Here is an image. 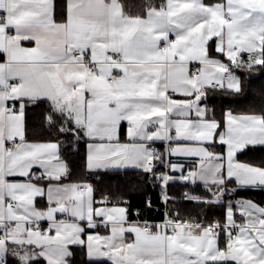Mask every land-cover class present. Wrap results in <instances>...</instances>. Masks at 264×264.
<instances>
[{"label": "snow or ice", "instance_id": "1", "mask_svg": "<svg viewBox=\"0 0 264 264\" xmlns=\"http://www.w3.org/2000/svg\"><path fill=\"white\" fill-rule=\"evenodd\" d=\"M141 7L142 15H132L121 0H0V264H72L71 246L89 264H264V206L226 199L264 192V159H238L264 150V109H228L222 123L205 103L216 92L243 95L246 80L264 69V0H148ZM210 41L228 63L209 55ZM193 61L201 67L190 71ZM42 105L43 124L66 144L26 140V110ZM82 139L87 170L138 171L160 182L166 205L177 199L170 183L199 182L209 195L185 191L182 198L222 207L223 219L207 221L203 209L184 218L166 207L165 219L150 224L129 221L122 200L94 207L90 184L64 183L71 169L61 149L75 150ZM38 197L47 208L37 207ZM101 226L110 235L87 231Z\"/></svg>", "mask_w": 264, "mask_h": 264}, {"label": "trees", "instance_id": "2", "mask_svg": "<svg viewBox=\"0 0 264 264\" xmlns=\"http://www.w3.org/2000/svg\"><path fill=\"white\" fill-rule=\"evenodd\" d=\"M121 2L130 14L142 15L144 9L141 6L147 3L148 0H121ZM205 2L215 3L217 0H205ZM55 3L59 6L63 3V0H55ZM151 3L159 5L162 0H151ZM57 13H59V8H57ZM210 52L212 55L216 54L213 46L210 48ZM2 58L3 56L0 53V59ZM238 75L244 77L246 74L239 71ZM262 88H264V69L253 72L251 77L246 80L243 95L227 97L220 92H216L209 94L205 102L214 110L215 118L223 123L224 113L228 109L234 113H259L264 109V96L260 94ZM46 107V105H42L37 108L30 107L26 110V140L55 141L59 138L62 144H66L68 138L43 124L40 116ZM156 146L162 151L161 144ZM61 153L71 169L70 176L64 181L90 184L94 189L95 199L106 197L112 202L110 205L115 204L118 200L124 201L123 204L127 206L128 214L132 219H135L133 213L135 209L141 211L143 219H161L164 216L163 207L178 208L180 215L184 218L189 216L199 217L203 209V215L206 216L207 221H212L214 218L223 219L224 209L222 207H205L182 198L185 191L200 196L209 195L200 183L196 185L181 182L170 183L167 188L168 194L177 199L174 203L169 202L166 205L162 199L161 184L148 179L138 171L130 169L127 172L113 174L87 170L85 164L87 141L84 139L77 142L75 150L71 147H63ZM238 158L243 161H259L264 159V150L247 151L245 154H239ZM157 170L162 171L163 167L160 166ZM239 198H251L261 202L264 199V192L239 190L226 197V199ZM148 200L151 201L152 208L146 207ZM41 201V199H38V204H41ZM72 248L75 252L72 264H89L80 247L73 246ZM10 264H16V262L10 258ZM40 264H47V262L41 259ZM102 264H110V262L103 261Z\"/></svg>", "mask_w": 264, "mask_h": 264}, {"label": "crops", "instance_id": "3", "mask_svg": "<svg viewBox=\"0 0 264 264\" xmlns=\"http://www.w3.org/2000/svg\"><path fill=\"white\" fill-rule=\"evenodd\" d=\"M204 2H205V0H204ZM205 3H206V4H209V3H207V2H205ZM170 38L174 39V36H170ZM210 44H212L211 41H210ZM22 46H24V47H34L35 44H34V42L22 41ZM212 46H213L214 51H215V45L212 44ZM215 53H216L215 55H212L211 52L209 51V55H210V56H212V57H214V58H216V59H219V60H221V61H223V62H225V63H228L226 56H224L222 53H217L216 51H215ZM1 54H2V53H1ZM2 56H3V58L0 59V62H3L4 59H5V57H4L3 54H2ZM199 67H201V66L199 65L198 62H195V61H193V62H191V63L189 64L190 71H195V70H196L197 68H199ZM237 74H238V73H237ZM173 98H174V99H182L183 97H181V96H179V95L177 94V95H174ZM205 103H206V102H205ZM206 104H207V103H206ZM207 105H208V104H207ZM208 106H209V105H208ZM209 107H210V106H209ZM233 113H234V112H233ZM234 114H250V113H234ZM193 116H194V114H193ZM126 129H127V124L124 123L123 126H122V139H124V140L127 139V137H126ZM173 134H174V132H173ZM28 142H50V141H28ZM51 142H54V141H51ZM160 143H162V142H159V141H158V142L155 143V145H157V144L159 145ZM223 149H224V146L219 145V144L216 145V151H217V152H221V151H223ZM86 154H87V153H86ZM172 159H173V160H176V159L185 160V158H178V157H172ZM188 159L191 160V159H196V158H188ZM238 159H239V158H238ZM242 161H243V160H242ZM188 167H190V164H189L188 162H186V163H185V168L187 169ZM33 171H34V172H39V171H41V170H40V169H36V168H34ZM171 175L176 176V175H179V173H171ZM9 179H10V180H11V179H15V180H24L25 178H23V177H10ZM45 183H46V182H45ZM64 183H78V182L64 181ZM197 183H199V182H197ZM94 198H95V197H94ZM104 198H106V197H104ZM38 199H41L42 201H41V204H38V202H37V207H38V208H41V209L47 208L48 205H47V201H46V199L38 197V198H37V201H38ZM239 199H241V200H244V199H250V200L255 201V202L261 204L262 206H264V199H263L261 202L255 200V199H251V198H239ZM95 200H96V199H95ZM102 200H103V198H102V199H97L96 201H97L98 203L94 204V207H105V206L110 207V206H112V205H110V204L105 205V204H103V203H100V201H102ZM120 206H123V207H126V208H127V206H126L125 204H122V205H120ZM127 209H128V208H127ZM57 219H64V218L62 217V214L57 213ZM97 219H99V218H97ZM237 219H239V216H238V215H237ZM128 220H129V221H136L135 219L130 218L129 214H128ZM40 225H41L42 229H46L47 226H48V222H47V221H41V222H40ZM87 231H89V232H98V233H99L100 235H102V236L110 235V232L107 231L103 226L98 227L97 229H94V230H87ZM129 237H130L131 239H134V237H131L130 234H129ZM85 239H86V237H85ZM71 247H73V246H71Z\"/></svg>", "mask_w": 264, "mask_h": 264}, {"label": "built area", "instance_id": "4", "mask_svg": "<svg viewBox=\"0 0 264 264\" xmlns=\"http://www.w3.org/2000/svg\"><path fill=\"white\" fill-rule=\"evenodd\" d=\"M243 56H244V59H247V54H243ZM161 145H162V151L165 149V147H166V145H165V143L164 142H162V143H160ZM154 147H156L157 149H159L158 148V146H156V145H154ZM160 150V149H159ZM163 167V166H162ZM187 170V169H186ZM162 171H164V168H163V170ZM171 174V173H170ZM156 183H159L160 184V182H158V181H155ZM153 207V206H152ZM151 207V208H152ZM165 210H166V207H163V212H165ZM133 213H134V218H135V220L136 221H138V222H140V223H143L144 221H147L148 223H150V224H152V223H159V222H161V221H163L164 219H165V216H163V218H161V219H157V220H146V219H143L142 217H141V211L139 210V209H135L134 211H133ZM62 217L63 218H66V216L64 215V214H62ZM42 228V227H41Z\"/></svg>", "mask_w": 264, "mask_h": 264}, {"label": "bare ground", "instance_id": "5", "mask_svg": "<svg viewBox=\"0 0 264 264\" xmlns=\"http://www.w3.org/2000/svg\"><path fill=\"white\" fill-rule=\"evenodd\" d=\"M162 167V166H161Z\"/></svg>", "mask_w": 264, "mask_h": 264}]
</instances>
